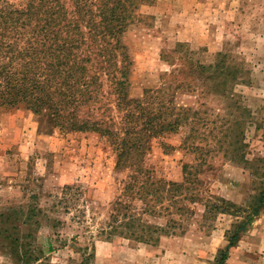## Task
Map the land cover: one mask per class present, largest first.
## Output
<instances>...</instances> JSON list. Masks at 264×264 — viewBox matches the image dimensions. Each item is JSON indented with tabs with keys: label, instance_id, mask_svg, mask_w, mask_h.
Segmentation results:
<instances>
[{
	"label": "rangeland",
	"instance_id": "374dc122",
	"mask_svg": "<svg viewBox=\"0 0 264 264\" xmlns=\"http://www.w3.org/2000/svg\"><path fill=\"white\" fill-rule=\"evenodd\" d=\"M125 36L134 59L133 97L159 85L161 74L172 68L162 53L178 42L197 50L204 63L226 52L240 69L231 95L208 92L203 85L180 94L178 101L206 111L205 120L167 136L177 146L171 152L156 143L146 160L158 177L182 181L184 163L204 159L196 184L200 200L187 201L183 229L162 235L158 243L107 238L100 230L126 174L116 169L109 142L96 132H62L24 106L0 107V264H20L9 236L18 227L22 232L31 227L23 223L26 215L11 211L32 206L39 222L32 224V240L49 264H211L228 244L226 231L236 218L213 217L205 213V203L218 195L247 207L264 185V169L256 161L264 158V0H156L141 7ZM187 139L204 150L179 147ZM146 218L166 223L164 216ZM227 264H234V247Z\"/></svg>",
	"mask_w": 264,
	"mask_h": 264
},
{
	"label": "trees",
	"instance_id": "16d2710c",
	"mask_svg": "<svg viewBox=\"0 0 264 264\" xmlns=\"http://www.w3.org/2000/svg\"><path fill=\"white\" fill-rule=\"evenodd\" d=\"M155 1L24 0L15 4L0 0V107L24 106L47 116L62 132H96L105 138L115 154L116 169L126 174L100 232L107 238L118 235L146 243H158L164 234H178L189 210L187 201L200 200L196 184L204 159L185 162L182 181L158 177L146 162L156 143L165 153L171 152L177 146L167 142V136L186 124L205 120L202 113L206 111L178 101L179 95L201 85L208 92L231 95L240 71L228 62L226 52L204 63L197 50L178 42L162 53L172 68L161 74L159 85L133 97L134 59L125 34L141 7ZM195 127H191L193 133L198 132ZM188 139L179 147L204 150ZM240 154L248 164L250 160ZM256 161L264 169V158ZM254 198L247 207L218 195L205 203V213L213 217L230 214L236 218L226 231L228 244L218 250L211 264H227L231 248L264 210V185ZM11 212H22L26 215L23 223L31 227L24 232L18 227L9 236L20 264H49L32 240V224H39L36 208ZM10 213L5 215L9 221ZM146 216H164L166 223L151 222Z\"/></svg>",
	"mask_w": 264,
	"mask_h": 264
},
{
	"label": "crops",
	"instance_id": "0c3cea01",
	"mask_svg": "<svg viewBox=\"0 0 264 264\" xmlns=\"http://www.w3.org/2000/svg\"><path fill=\"white\" fill-rule=\"evenodd\" d=\"M234 264H264V210L234 246Z\"/></svg>",
	"mask_w": 264,
	"mask_h": 264
}]
</instances>
